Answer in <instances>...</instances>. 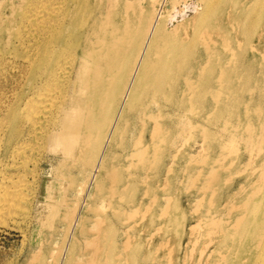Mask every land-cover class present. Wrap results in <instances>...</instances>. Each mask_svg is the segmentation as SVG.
Wrapping results in <instances>:
<instances>
[{
    "label": "bare ground",
    "instance_id": "6f19581e",
    "mask_svg": "<svg viewBox=\"0 0 264 264\" xmlns=\"http://www.w3.org/2000/svg\"><path fill=\"white\" fill-rule=\"evenodd\" d=\"M161 1L0 0V62L6 57L7 47L2 45L20 49V55L11 54L13 67L26 77L13 99L3 109L0 105V226L49 224L50 237L61 228L67 237L78 225L83 229L76 238L86 240L85 228L91 222L104 224V204L122 192L117 187L124 177L122 157H143L142 167L148 162V153L138 147L151 144L143 134L146 122H155L150 108L157 102L150 94L164 97L170 91L164 75L179 66L171 53L179 41L177 27L169 20L173 16L195 37L206 26L202 42L208 55L220 49L237 52L226 55L225 61L217 57L215 81L202 75L203 69L198 81L190 75L183 80L201 102L189 99V108L204 105L202 96L209 94L220 109L217 119L239 124L249 141L245 162L238 164L236 148L228 153L231 164L237 165L231 175L243 176V181L234 190L202 181L198 201L190 206L196 215L181 234L184 245L176 251L183 249L184 259L193 264L192 252L200 240L205 257L195 264H211L210 258L214 264H264V102L253 100L254 88L248 101L240 99L249 89L248 69L240 68L245 53L257 50L251 65L264 62V0H179L182 6H174L182 10L180 16L162 15ZM203 74H212V67ZM211 83L219 94L211 90ZM171 96L168 92L167 98ZM241 107L248 117L238 121ZM251 112L257 116L255 123L249 120ZM160 131L156 123L155 134ZM258 136L263 138L261 145L255 144ZM195 140L202 171L207 148L215 153L223 145L213 134L208 137L203 127L201 138ZM189 185L186 190L194 186L193 179ZM92 210L96 216L90 221ZM166 236L161 234L156 248L170 240ZM101 249L97 246L92 253ZM70 251H77L73 244ZM176 251L173 246L174 260Z\"/></svg>",
    "mask_w": 264,
    "mask_h": 264
},
{
    "label": "rangeland",
    "instance_id": "374dc122",
    "mask_svg": "<svg viewBox=\"0 0 264 264\" xmlns=\"http://www.w3.org/2000/svg\"><path fill=\"white\" fill-rule=\"evenodd\" d=\"M174 4H179L177 7L182 6L179 0L177 2L162 0L158 4L161 12L163 11L162 15L176 13L180 16L183 12L178 11ZM170 19L172 26L177 27L174 34L179 40L174 47L175 51L171 50L172 59L179 66H176L175 72H166L164 75V79L169 80L170 88V91L167 90L164 93V97L163 93L150 94L151 99L157 102V105L150 108L155 122H146L143 134L150 137L151 144H147L148 146L141 144L138 147L139 151L148 153V157H144L146 161L148 160L147 165L142 167L143 157H134L135 160L122 157L123 171L120 173L124 177L122 176L121 183L117 186L122 192L104 204L101 212L104 224L94 225L93 221L85 228L88 232L86 240L76 238V235L83 229L78 225H75L73 232L67 237L62 234V228L50 237L52 233L49 224L41 227L32 225L27 227L25 224L0 226V264H83V261L89 257L90 262L87 264H185V262L190 264L188 259H184L183 249L179 248V252L176 250L184 245L185 240L181 234L187 230L188 222L196 215L190 207L198 201L196 191L204 179L220 185L221 189L226 187L236 189L237 182L243 181V176H233V168L234 166L237 168V165L231 164L232 156L228 153L232 148H236L241 158L238 164L245 162L249 154L247 152L249 141L246 137L247 132L240 130L239 124H226L223 120L217 119L220 109L214 105L209 94L202 96L201 100L205 103L204 105L200 107L195 103L192 108H189V99L201 102L193 97L195 91H189V93L186 90L183 80V77L188 78L190 75L192 81H198L201 76L200 71L203 69L202 75L212 77L215 81L219 76V72H213L219 65L217 57L225 61L226 55L232 56L237 52L220 49L217 54L208 55L202 42L206 26L202 31L197 30L195 37L191 32H186L182 28L179 19L173 16H170ZM217 40H222V38L218 37ZM171 46L173 47L174 43ZM1 47H7L4 53L5 60L0 62V93L3 94L0 105L3 109L4 104L11 101L15 93L19 91L26 77L21 76L17 68L13 67L14 59L11 54L20 55L21 50L16 48L14 51V46L8 48V45ZM256 52L257 50L246 52V62L240 65L242 70L248 69L249 75V89L240 95L242 102L250 99L249 93L253 88L255 89L253 100L262 98L264 102V62L260 67L251 65L252 56ZM158 62L160 63V60ZM16 64L20 66L23 62L18 59ZM211 67L212 74H203L205 70H211ZM209 85H211V90L219 94L216 92L215 84ZM168 92H172L171 98H167ZM237 116H239L238 121L248 117V114L244 112V107H241ZM261 117H264V114ZM249 120L255 123L256 114L251 112ZM156 123L161 128L159 134L154 132ZM202 127L208 137L213 134L221 140L220 144L223 146L217 147L215 153L206 147L209 153L206 160L207 167L200 171L202 164L197 163L200 152L194 143L195 139L201 138ZM138 128L142 127L138 126ZM255 140H257L255 144L263 142V138L259 136ZM208 144L209 142L206 141V146ZM201 153L204 154L203 151ZM131 162H133L132 165ZM86 178L88 176L83 179ZM192 179L194 186L186 190L191 187L189 184ZM103 182L105 186L110 184L106 179ZM233 183H235L234 187ZM130 203L134 204V207H131ZM138 204H141L140 209L137 207ZM171 206H174L172 212ZM89 215V220L92 221L96 212L92 210ZM152 219H155L157 223H151ZM170 219H182V221L180 223ZM164 232L167 233L166 239L170 240L161 248H156ZM72 244L76 247L75 253L70 251ZM97 246H101L102 249L92 253V249ZM173 246L176 251L175 260L171 253ZM53 247H56L54 253H52ZM40 248L44 250V253L32 254L39 252ZM201 252L202 241L199 240L192 252L193 264L198 258L205 257ZM38 255V260H35ZM212 261L210 258L211 264H214Z\"/></svg>",
    "mask_w": 264,
    "mask_h": 264
}]
</instances>
